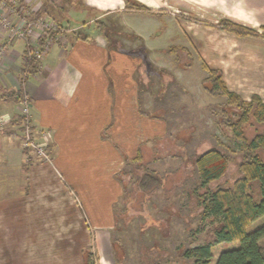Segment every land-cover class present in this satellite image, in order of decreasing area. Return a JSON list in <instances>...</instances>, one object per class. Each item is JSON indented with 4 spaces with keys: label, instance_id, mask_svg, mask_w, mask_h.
<instances>
[{
    "label": "crops",
    "instance_id": "1",
    "mask_svg": "<svg viewBox=\"0 0 264 264\" xmlns=\"http://www.w3.org/2000/svg\"><path fill=\"white\" fill-rule=\"evenodd\" d=\"M75 1L90 23L117 13L128 20L139 14L159 19L166 13L173 15V7L175 16L218 17L214 23L202 20L217 39L200 41L199 65L218 69L227 89L244 101L257 95L264 102V50L251 46L264 45V37H239L213 27L225 18L262 34L255 19L264 0H132L149 11L127 9L126 0ZM20 2L25 14L48 7L45 0ZM196 7H201V13ZM1 14L11 21L18 18L15 11ZM140 25L132 29L139 33L142 49L149 52L144 31L137 29ZM61 30L37 68L24 76L27 43L10 36L0 22V118L6 117L0 124V264H84L92 240L97 264H118L112 236L115 207L123 191L119 175L125 165H135L131 162L139 153L138 165L143 163L144 153L153 151V144L169 129L173 132L158 113L159 106L154 108L160 100L154 79L167 76L157 73L154 60L136 57L128 45L83 38L69 32L72 28ZM174 45L187 49L181 43L164 49ZM229 46L231 53H227ZM181 59L173 56L167 61L177 70H188L191 63H182L181 68ZM140 64L146 66L145 83ZM174 77L167 76L165 86L179 82L174 88L192 101L189 82L193 78ZM10 92L28 97L35 140L44 142L42 134L49 135L47 159L25 150L13 136L20 101L10 99ZM188 103L181 100L174 105ZM213 135H207L206 149L213 144ZM199 153L192 154V163Z\"/></svg>",
    "mask_w": 264,
    "mask_h": 264
},
{
    "label": "rangeland",
    "instance_id": "2",
    "mask_svg": "<svg viewBox=\"0 0 264 264\" xmlns=\"http://www.w3.org/2000/svg\"><path fill=\"white\" fill-rule=\"evenodd\" d=\"M45 2L48 3L49 11L45 16L51 20H56L55 18L59 19V22L61 20L63 28L73 29L69 32L83 38L104 39L113 46L128 45L129 51L135 53L136 57L142 59L148 57L154 60L153 62L157 64L154 67L158 68L157 73L161 76L175 78L174 76L178 75L182 78L185 76L193 78V82L188 81L189 89L193 90L191 93L193 103L189 99L191 97H181L180 89L174 88L179 87V82L173 81V87L171 83L167 88L165 86L167 76L161 81L154 79V86L158 88L157 95L160 99L159 104L154 108L159 106L156 108L158 113L173 126V132L169 129L166 136L153 144V151L147 150L144 153L143 164L160 174L163 179L162 186L152 195L140 193L136 178L143 170L133 164L125 165V169L119 175L123 191L121 200L115 207L116 220L112 236L115 255L119 259L118 264H186L179 257L181 251L187 246L209 240L216 227V223L210 217L205 219L200 217L201 206L198 204L197 197L204 190L197 185L192 154L206 149L209 145L207 135L210 133L217 135L221 140L228 141L218 130L212 121L213 117L207 111L208 105L215 100L203 92L200 79H203L207 73L201 69L197 57L198 53L203 51L198 49L203 38L211 42L217 39L216 35L211 34L214 31L205 29L206 26L200 21L209 19L208 22L214 23L213 21H217L218 17L204 18L183 14L175 16L173 7V15L166 13L159 19L139 14L131 16L129 19L133 22H130L128 17L117 13L100 18L101 21L90 23L86 18H82L86 12L78 10L81 6L75 0H55L54 2L45 0ZM196 8L201 13V7ZM259 9L255 22L260 23L256 26H259L262 30L260 32L264 34V3ZM140 22L141 25L137 29L144 31L141 33L145 35L143 41L150 46L149 52L142 49V39L140 40L139 33L132 29V26L137 27ZM224 41L225 39L223 43L227 42ZM176 43L187 46L188 53H182L179 66L182 68V63L190 62L188 70H177L179 69L177 65H171L168 62L173 57V52L169 50L170 48L164 49V46ZM251 46L264 50L263 44L252 43ZM227 49V53H231V47ZM138 68L139 74L144 77L146 66L140 64ZM148 68L151 69L152 66L148 65ZM170 70H172L171 75ZM142 81L145 83L146 77L142 78ZM160 86L163 88L159 89ZM171 91L173 97H171ZM181 100L190 101L191 104L188 103L186 107L174 105ZM236 161L238 158L229 165L224 177L212 183L210 188H214L217 184L230 185L237 178ZM254 187L258 198L259 190L256 182ZM142 201L143 204H140ZM263 223L264 217H261L248 229ZM152 245L153 247H150ZM237 245L238 242H233L215 246L212 249L214 258L216 259L221 251L235 248Z\"/></svg>",
    "mask_w": 264,
    "mask_h": 264
},
{
    "label": "trees",
    "instance_id": "3",
    "mask_svg": "<svg viewBox=\"0 0 264 264\" xmlns=\"http://www.w3.org/2000/svg\"><path fill=\"white\" fill-rule=\"evenodd\" d=\"M126 3L127 9L149 11L132 0H126ZM16 7L20 11V13L15 11L19 16L26 12L20 0ZM48 13L47 8L43 6L38 12H28L25 16L28 19H36ZM55 19L53 21L57 29L43 32L37 39L38 45H42L48 37L56 38V34L62 31L61 20L59 22V19ZM203 25L207 23L204 22ZM213 27L239 37H264L256 29L225 18L220 19ZM169 48L174 57L180 58L185 51L188 53L187 49L180 46L174 45ZM26 53L27 47L24 52L25 67L31 73L37 68V63L29 60ZM201 67L207 73L202 79V88L215 100L208 111L218 130L228 141L213 135V144L194 157L197 185L204 190L197 197L201 206L200 217L201 219L210 217L216 223V227L209 240L187 246L179 257L186 264H211L213 261L214 264H264V246L259 244L264 238V223L248 229L255 220L264 217V102L257 95H253L249 101H244L238 94L227 89L218 69H212L203 62ZM166 85L169 86L168 83ZM7 95L16 102L22 97L20 92H10ZM140 111L142 112V109ZM138 158L141 159L140 153L131 162L143 170L136 178L137 188L144 195H152L161 188L163 179L159 173L150 170L143 163L138 165ZM237 158L238 161L235 163L237 178L230 185L217 184L210 188L212 183L220 181L229 165ZM255 182L258 184V198ZM140 204H143V201ZM233 242H238L237 247L225 249L216 259L214 258L212 249L215 246ZM93 245L92 240L84 264H97V253Z\"/></svg>",
    "mask_w": 264,
    "mask_h": 264
},
{
    "label": "built area",
    "instance_id": "4",
    "mask_svg": "<svg viewBox=\"0 0 264 264\" xmlns=\"http://www.w3.org/2000/svg\"><path fill=\"white\" fill-rule=\"evenodd\" d=\"M18 0H0V11L1 13L5 11H16ZM17 12H20L17 10ZM0 13V14H1ZM27 14L22 13L16 21L8 20L4 17V14L0 16V22L8 30L10 36L15 38L24 39L27 43V57L32 59L37 64L41 61L44 53L53 41L57 38H47L42 45L37 44L38 37L43 33L51 30L57 29V25L53 20L47 16H41L36 19L26 18ZM28 69L25 67L24 76H27ZM31 104L27 96H22L20 100V108L18 119L16 122V131H14L13 136L18 137L21 141L22 147L27 151H32L38 154L40 157L47 159L48 152L46 146L49 142V135L45 132L42 134L44 142H37L33 136V129L31 123ZM6 117L0 118V124L6 121Z\"/></svg>",
    "mask_w": 264,
    "mask_h": 264
}]
</instances>
